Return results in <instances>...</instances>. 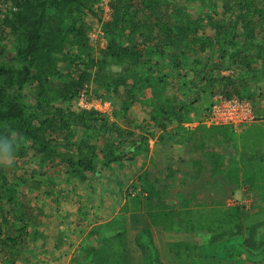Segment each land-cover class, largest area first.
Wrapping results in <instances>:
<instances>
[{
    "label": "trees",
    "instance_id": "obj_1",
    "mask_svg": "<svg viewBox=\"0 0 264 264\" xmlns=\"http://www.w3.org/2000/svg\"><path fill=\"white\" fill-rule=\"evenodd\" d=\"M4 1L0 0V5ZM8 1L14 8L16 16L4 14L0 8V37L11 35L14 38L16 60L14 62L0 60V137L7 136L17 142L16 158L27 156L31 150L32 156L38 157L43 165L59 160L65 163L67 179L80 181H86L90 175L101 174L111 164H121L124 160L132 161L147 148L149 141L147 133L121 126L93 108H81L76 111L70 107L46 104L41 100H37L34 105L28 104L21 90L30 82L35 84L38 95L48 96L49 92H52L66 100L82 91L88 93L89 83L93 81L96 89L103 88L105 91L120 94L122 114L127 113L135 102L136 92L138 90L142 92L147 87H150L153 93L148 103L155 104L158 96L166 100L164 89L167 85L157 87L153 82V74L148 71L152 66L151 58L154 55L165 58V63L159 64L169 67V70L174 72L183 64L180 53L183 55L185 53L181 49L179 53L169 54L155 41L152 30L157 28L165 34V38H169L173 32L171 23L174 22L184 42L186 37H191V34L201 27L200 20L188 21L185 12L175 6L170 7V4L166 5L164 0H111L112 11L110 18L105 21H102L100 11L95 6L96 0ZM75 6L77 9L81 6L85 16L89 15L95 24L102 25L107 42L98 55L94 54V44L87 38V31L91 25L83 16L74 13ZM223 6L227 12L235 11L234 17L227 21L228 27H222L218 21L215 23L210 21L209 24L217 32L214 38L200 35L192 36L190 40L192 44L211 47H214L215 40H218V46L222 49L221 54L226 55L225 45L227 43L235 45L236 38L242 35L251 53L247 56L237 49L231 54L239 57L246 71L253 70L251 60H260V68L255 70L250 78L243 73H240L237 79L229 75L208 78L205 86L212 87L213 84L223 82L225 89L221 92L225 95L250 99L252 93L250 80H264V41L254 39L253 26V15L262 14L264 8H258L255 0H224ZM171 9L175 14L170 11ZM261 19L264 21V17ZM239 27L241 32L238 31ZM67 43L75 44L76 51H65ZM171 43L173 45V41ZM24 49L29 51V64L24 62ZM61 59L67 61L65 70L60 66ZM196 62L199 63L198 60ZM112 65H122V68L114 71L110 68ZM94 68L95 71H91ZM141 68H145L148 74L143 80L138 81L136 72ZM55 81L59 83L56 84ZM160 81L163 82L162 79ZM195 83V79H192L189 86ZM16 90L18 92L13 93ZM174 101L168 109H151L152 119L161 128H165L173 120L180 123L190 120L188 112L193 109L190 100L185 98L181 102H177L176 99ZM48 122L63 132V144L41 135L44 124ZM251 125L247 127L248 132L241 137L262 144L264 127ZM73 126L80 127L82 131L77 138H73L72 134L75 133ZM113 132L115 135H112ZM92 137L102 138L101 148L96 142L90 141ZM62 145L64 149H60ZM241 145L244 148V143ZM253 164L255 167L253 173H264V159L261 163ZM16 167L15 163L10 167L0 166V203L7 201L9 204L8 209L0 211V227L5 229L2 241L13 255L7 264H15V259L20 258L28 240L37 238L39 233L34 227L43 214L38 207L32 208L25 202L18 201L16 197L18 183L10 181L7 177V171L13 172ZM17 178L19 181L25 180L22 176ZM144 179V174L139 175L137 182L133 181L125 190L124 210L137 209L135 204L139 203L141 206V195L150 194L144 185ZM139 181L144 185L140 191L137 190ZM250 186L259 189L264 195V182L253 183ZM120 191L122 192V189ZM9 214L16 221L13 227L10 225ZM29 224H32L30 231L27 229ZM10 229L14 233H10ZM248 232V236L243 239L245 248L256 249L264 243V240H256L252 228H249ZM124 236L123 223L115 227L111 235L99 236L104 243L111 244L116 260L109 262L107 254H98V264H120ZM135 243L141 250L143 264H164L149 229H140L135 234Z\"/></svg>",
    "mask_w": 264,
    "mask_h": 264
},
{
    "label": "rangeland",
    "instance_id": "obj_2",
    "mask_svg": "<svg viewBox=\"0 0 264 264\" xmlns=\"http://www.w3.org/2000/svg\"><path fill=\"white\" fill-rule=\"evenodd\" d=\"M164 1L166 5L170 4V7L173 8L175 6L177 9L185 12L188 21L194 19L200 20L201 27H198L191 34V37L201 35L214 38L217 32L209 22L215 23V21H218L222 27L227 28V21L233 18L235 13V11L227 12L224 9V0ZM255 4L258 8H264V0H255ZM0 8L2 13L13 17L16 16L10 1L5 0L2 2ZM170 11L175 14L172 9ZM74 13L83 16L90 23V28L97 25L94 23L92 17L84 15V10L81 6L79 9L75 6ZM262 17H264V12L253 15L254 39L261 42L264 41V21H262ZM171 27L173 28V32L169 38H165V34L157 28L152 30V35L161 48L168 51L169 54L179 53L181 49L184 51V55L180 53L183 60L182 66L171 72L169 67H163L159 64L160 62L165 63L166 59L154 55L151 58V70H148L153 74V82L157 87L161 88L163 84L167 85L164 89L166 100L158 96L156 97L155 104L148 103V99H150L153 93L151 88L147 87L142 92L140 90L136 92L137 98L135 102L127 113L122 114L120 112V94L105 91L103 88L96 89V84L93 81L89 83L88 93L84 92V97H87L91 102L96 99L101 100L102 103L99 105V111L104 116L116 121L121 126L130 127L136 131H143L148 134L149 138H156L161 135H159V125L151 117V109H168L171 103L175 102V99L177 102H181L185 98H188L190 100L189 103L198 111V118L200 120V117L204 115L203 112L212 102L214 96L222 93L221 91L225 89L223 82L213 84L212 87H206V79L221 75H229L237 79L240 73L250 78L252 73L259 69L261 65L260 60L254 61L251 60V58L253 59L251 57L253 70L246 71L239 57L231 54L237 49L247 56L251 53L242 35L236 38L235 45L227 43L224 47L227 54L222 55V49L218 46V40H215L214 47L192 44L191 37H186L184 42H182L177 24L172 22ZM238 31H242L241 27L238 28ZM171 41H173V45ZM14 44L15 41L11 35H6L5 38L0 37V60L8 62L16 60ZM94 48V54L98 55L104 47L94 45ZM67 50L75 52V44L67 43L65 51ZM23 59L26 64H29V51L27 49L23 50ZM197 60L199 63L196 62ZM66 62L65 59L60 60V66L64 70ZM110 68L118 71L122 68V65H112ZM199 70L202 72L200 73ZM91 71H95V68ZM147 74L145 68L138 69L136 79L141 81ZM192 79H195L196 83L190 87L189 81ZM250 81L252 93L249 98L253 102L256 112L261 115L260 120L252 123V125L264 127V80ZM55 83L59 82L55 81ZM202 86L203 88H201ZM121 91L122 87L119 88V92ZM17 92L16 90L13 93ZM80 93L66 100L52 92H49L48 96L38 95L35 90V84L30 82L21 90V94L28 104L34 105L37 100H41V102L46 104L52 103L70 107L76 111L82 108L79 104L82 97ZM116 112H119V114H116ZM157 119L159 120V116H157ZM201 120L203 121L202 118ZM73 129L75 131L72 134L73 138L79 137L82 132L80 127L73 126ZM241 130L234 131L245 145L243 148V162L241 163L243 167H248V169L253 171L255 169L253 163H261L264 159V140L262 144L250 142L245 137H241L248 132V128L246 127ZM234 132L232 134H235ZM62 134L63 132L49 122L44 124L43 131L41 132L44 138L57 140L63 144ZM112 135H115V133L113 132ZM90 141L96 142L99 148L102 147L101 137H92ZM150 143L152 142L150 141ZM256 148L260 150H256ZM60 149H64V146H60ZM13 163L17 167L13 172L7 171V177L10 181L18 183L16 186L18 201L25 202L32 208L38 207V210L41 209L43 212L34 227L39 235L37 238L28 240L22 249L20 258L15 259V264H98V254H104L103 248H112L111 244L104 243L99 236L108 235L109 233L106 232H110V229L113 231L115 227L124 221L126 222V220L128 221L131 216L130 211L136 210L126 211L122 205L125 199V190L133 181L137 182L139 176V172H136V176L133 178L134 168L132 161L124 160L121 164H111L101 174L90 175L86 181L68 180L65 163L56 160L54 163L43 165L38 157L32 156L31 150L27 156L15 158ZM259 174L261 175L259 176L260 179L264 180V173L259 172ZM18 176L25 177V180L19 181ZM137 185L139 186V184ZM120 189H122V192ZM8 207L7 201H4L2 204L0 203V211L8 209ZM109 218H111L109 220L111 222H101ZM9 220L11 227H13L16 221L11 217V214H9ZM31 228L32 224H29L27 229L30 231ZM4 230V227H0V264H7L8 259L13 257L2 241ZM92 231L95 232L91 233ZM9 232L14 233L12 229ZM114 253L113 249H111L112 262L116 260Z\"/></svg>",
    "mask_w": 264,
    "mask_h": 264
},
{
    "label": "crops",
    "instance_id": "obj_3",
    "mask_svg": "<svg viewBox=\"0 0 264 264\" xmlns=\"http://www.w3.org/2000/svg\"><path fill=\"white\" fill-rule=\"evenodd\" d=\"M197 112L193 106L190 120L159 126L160 137H150L132 160L133 178L144 174L150 194L141 195V206L135 204L123 222L120 264H143L135 245L142 228L151 231L164 264H264V243L256 249L243 246L249 228L257 241L264 240V195L250 186L264 180L242 166L239 136L229 127L204 123ZM138 184L140 191L144 185ZM103 251L111 262V247Z\"/></svg>",
    "mask_w": 264,
    "mask_h": 264
},
{
    "label": "built area",
    "instance_id": "obj_4",
    "mask_svg": "<svg viewBox=\"0 0 264 264\" xmlns=\"http://www.w3.org/2000/svg\"><path fill=\"white\" fill-rule=\"evenodd\" d=\"M111 0H96L95 6L99 9L102 21L108 20L111 14ZM87 38L95 46L105 47L106 34L102 25L89 28ZM80 106L86 109H96L99 111L101 100L89 101L84 97V91L80 93ZM261 115L256 112L253 102L248 98H240L237 95L227 96L224 93L216 94L206 108L203 115V122L215 127H230L233 131H240L252 123L260 120ZM261 264V263H260Z\"/></svg>",
    "mask_w": 264,
    "mask_h": 264
},
{
    "label": "clouds",
    "instance_id": "obj_5",
    "mask_svg": "<svg viewBox=\"0 0 264 264\" xmlns=\"http://www.w3.org/2000/svg\"><path fill=\"white\" fill-rule=\"evenodd\" d=\"M18 144L7 136L0 137V166L10 167L16 158Z\"/></svg>",
    "mask_w": 264,
    "mask_h": 264
}]
</instances>
